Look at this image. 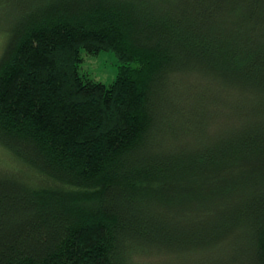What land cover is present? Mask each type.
<instances>
[{
	"label": "trees",
	"instance_id": "trees-1",
	"mask_svg": "<svg viewBox=\"0 0 264 264\" xmlns=\"http://www.w3.org/2000/svg\"><path fill=\"white\" fill-rule=\"evenodd\" d=\"M0 1V264H264V0Z\"/></svg>",
	"mask_w": 264,
	"mask_h": 264
},
{
	"label": "rangeland",
	"instance_id": "rangeland-1",
	"mask_svg": "<svg viewBox=\"0 0 264 264\" xmlns=\"http://www.w3.org/2000/svg\"><path fill=\"white\" fill-rule=\"evenodd\" d=\"M1 7V1H0ZM5 16L0 14V52L2 45L4 43L2 24L5 23ZM118 62L113 52L102 51L96 55L83 54V61L79 67V73L86 75L96 81L102 82L104 84L111 83L117 73ZM6 166L4 157L0 154V167Z\"/></svg>",
	"mask_w": 264,
	"mask_h": 264
}]
</instances>
